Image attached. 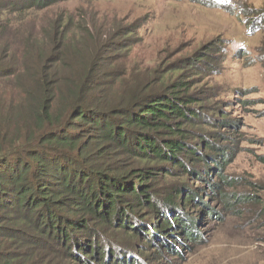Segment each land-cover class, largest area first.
I'll use <instances>...</instances> for the list:
<instances>
[{"label": "rangeland", "instance_id": "obj_1", "mask_svg": "<svg viewBox=\"0 0 264 264\" xmlns=\"http://www.w3.org/2000/svg\"><path fill=\"white\" fill-rule=\"evenodd\" d=\"M15 14L0 13V23H7L0 26V92L19 87L28 69L35 79L48 66L61 75L92 67L98 83L92 95L123 100L126 89L153 94L171 91L174 82L181 83L174 95H193L189 107L200 120L183 126L184 140L206 159H186L181 168L140 162L116 148L102 156L105 167L123 172L157 165L153 177L144 179L152 199L181 189L172 195L181 203L178 217L198 221L193 241L177 233L180 227L161 232L178 252L162 250L163 240L138 238L134 251L141 264H264V0H62ZM210 141L225 151L226 162L204 147ZM102 146L92 147L94 158ZM193 190L201 201L193 195L184 204ZM202 202L214 212L207 215ZM159 212L147 204L131 210L136 223L146 225L162 221ZM139 230L146 235V228ZM28 233L37 236L29 250L47 244L43 234ZM107 244L99 241L96 257L84 264L111 259L103 253Z\"/></svg>", "mask_w": 264, "mask_h": 264}, {"label": "trees", "instance_id": "obj_2", "mask_svg": "<svg viewBox=\"0 0 264 264\" xmlns=\"http://www.w3.org/2000/svg\"><path fill=\"white\" fill-rule=\"evenodd\" d=\"M58 1L62 0H0V13L12 12L17 17L27 9ZM2 24L6 27L7 23ZM27 71L30 75L22 83L23 79H18L19 87L0 92V264L89 263L102 239L108 242L103 253L107 250L112 257L105 258L104 264H111L114 257L115 264H141V254L134 251L140 237L162 241L163 230L180 227L184 232L177 233L193 241L199 234L198 221L191 216L178 217L176 207L181 203L172 196L181 189L153 200L150 189L145 188L144 179L153 177L157 165L139 173L123 172L105 167L106 155L102 157L116 148L140 162L181 168L186 159L194 163L206 159L207 154L184 140L183 126L200 120L189 107L193 95H174L175 87L181 84L174 82L171 91L166 88L153 94L126 89L125 99L117 100L92 95L98 85L92 67L61 75L45 66L35 79L33 72ZM97 144L105 146L94 158L92 147ZM203 145L226 162L228 156L219 146L211 141ZM214 162L220 163L217 158ZM217 170L220 172V167ZM191 175L203 178L194 171ZM219 176L227 182L221 173ZM204 181L214 184L210 177ZM193 195L200 200L193 190L182 198L184 204H190ZM144 204L159 208L162 221L137 224L131 210ZM202 204L208 208L207 215L214 212ZM130 218L134 226L129 225ZM139 227L146 228L145 236ZM29 231L43 234L40 240L47 244L29 250L37 242V236ZM173 235L170 232L167 236ZM160 243L162 250L165 246L167 252H178L169 246L171 243ZM24 247L28 249L21 253L12 250ZM109 247L115 252L110 253Z\"/></svg>", "mask_w": 264, "mask_h": 264}]
</instances>
